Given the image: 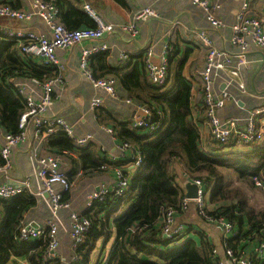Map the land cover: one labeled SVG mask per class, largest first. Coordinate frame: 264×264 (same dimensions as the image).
Instances as JSON below:
<instances>
[{
	"label": "built area",
	"instance_id": "obj_1",
	"mask_svg": "<svg viewBox=\"0 0 264 264\" xmlns=\"http://www.w3.org/2000/svg\"><path fill=\"white\" fill-rule=\"evenodd\" d=\"M188 1L201 12L208 29L198 33V40L205 48L206 55L203 67L195 73L201 82L202 101L200 110L193 109V117L196 122H200L203 118L211 140L219 148L224 150L228 148L232 152H238L240 149L247 151L264 142V97L261 105L246 108L242 105L243 100L238 97L239 94L235 95V91L237 90L241 95H248L246 84L240 78L252 62L259 65V73L264 79V15L253 11L255 0H242L231 25L228 44L222 47L209 33L211 31L221 35L227 28L226 21L219 16L223 6L222 0ZM25 2L26 5L21 9L0 4L2 23L0 37L18 42L21 58L38 60L40 65L54 67L58 71V76L47 80L24 77H12L9 80L23 98L25 111L20 119V133L7 134L0 127V156L3 160V164L0 165V175L3 177L0 183V201L11 200L25 192L33 195L40 205L48 209L51 218L45 225L35 227L29 222H22L16 240L26 243L46 238L44 261L50 264H55L57 261L70 264L76 261L72 254L85 242V237L92 226L91 221L82 215L83 212L92 208L95 202L104 201L109 194L113 195L112 201L116 198H126L131 191V179L143 166V159L128 144H119L117 149L120 158L112 161L120 160L129 153L128 159L131 163L113 170L116 176L115 183L112 186L104 184L97 189L87 191L81 211L74 208L75 197L69 202L64 201V196L72 193L74 186L62 169L61 155L45 153L42 151L43 145L48 138L63 133L72 140L76 148L84 149L94 143L96 135L88 133L78 136L74 125L52 112L56 90L65 82L62 71L64 65L58 52L68 51L86 41L90 42L88 46L81 49L79 71L82 78L93 89L133 108L134 114L129 121L132 129H142L153 133L159 125L153 122L150 107L123 97L115 77L96 79L91 69L90 59L94 55L110 51L108 44L99 43L108 35L116 30L131 33L133 36L137 35L139 24L158 19L159 14L153 7H144L134 13L130 23H106L91 5L85 4L83 11L95 21L96 28L72 31L60 23L58 17L60 10L54 0H25ZM33 24L35 26L31 27L30 25ZM36 25L40 28L38 29ZM172 49L166 45L161 53H158L156 46L151 44L143 52L146 76L155 87L168 86ZM251 54L258 55L255 61L250 59ZM120 61H129L128 53H122ZM104 104L102 97H96L90 103V109L97 123L96 111ZM229 105H236L243 112L223 118L221 113ZM99 128L112 135L115 141L117 140V134L113 128L102 125H99ZM26 144H32L35 147L34 168L30 176H26L20 183H15L11 179L14 152L20 145ZM202 150L209 153L203 148ZM175 178L180 185L179 188L183 190L186 188L182 181L197 185L198 197L191 201L184 195L179 211L173 208L164 210L159 222L160 235L158 236L162 244L151 242L148 244L150 248L170 252L182 246L187 240L189 227L184 220L179 219V215H186L194 205L200 218L223 228L224 244L221 248H214L211 254L215 263L217 261L218 264H264V226L253 239H249L257 242L254 249L252 248L250 252L242 250L235 253L226 241L236 237V227L224 217L209 215L213 208L208 194L212 191L214 184L202 179H189L185 172L179 176L175 175ZM255 183L258 188H264L263 182L255 179ZM63 213L68 214L67 220L62 216ZM2 221L3 215L0 209V225ZM65 239L69 240L72 251L68 258L62 254ZM164 243L166 245L163 247Z\"/></svg>",
	"mask_w": 264,
	"mask_h": 264
},
{
	"label": "trees",
	"instance_id": "obj_2",
	"mask_svg": "<svg viewBox=\"0 0 264 264\" xmlns=\"http://www.w3.org/2000/svg\"><path fill=\"white\" fill-rule=\"evenodd\" d=\"M54 1L60 10L59 21L67 29L96 28L95 21L78 5L74 7L68 0ZM113 1L122 8L127 7L126 0ZM0 4L23 8L19 0H0ZM173 52L174 49L169 60L168 86L164 88L155 87L148 80L143 56L137 58L131 71L128 62L112 66L108 52L90 59L96 79L115 77L122 96L150 107L153 122L159 127L153 133L134 130L129 121L119 122L101 108L96 111L98 123L113 128L118 142L128 144L142 157L143 166L131 179V191L126 198L112 201L113 195L109 194L104 201L95 202L92 208L83 212L82 215L91 221L92 226L85 242L72 254L76 261L70 264H92L98 243L104 239L105 247L113 232L115 243L108 259L99 258L96 264H218L211 258L215 247L204 237L199 241L187 240L170 252L148 246L151 242L162 244L158 236L164 210H180L184 193L174 175L178 166L189 179H202L214 184L210 194L213 209L209 215L224 217L236 227V237L226 241L235 253L244 250L243 242L253 239L264 226V210H258L252 204L248 193L249 188L264 191L255 183V179L264 183V144L255 145L245 152L229 154H207L202 150L200 122L194 119L192 109L191 82L194 79L184 77L183 65L170 69ZM57 76L56 68L40 65L38 60L21 58L19 43L0 37V127L5 133H20V119L25 111L23 98L9 82L10 78L47 80ZM43 151L55 155L65 152L77 155V158L67 157L69 163L66 170L70 183L75 187L82 180H91L131 163L129 153L120 160L112 161L100 155L92 145L78 149L63 133L48 138ZM73 196L74 192L67 193L64 201H71ZM39 206L40 203L29 192L0 201L3 215L0 264H20L16 262L18 259L27 264H50L44 261L46 238L26 243L16 240L21 223L27 222L26 214ZM55 264L62 263L57 261Z\"/></svg>",
	"mask_w": 264,
	"mask_h": 264
},
{
	"label": "crops",
	"instance_id": "obj_3",
	"mask_svg": "<svg viewBox=\"0 0 264 264\" xmlns=\"http://www.w3.org/2000/svg\"><path fill=\"white\" fill-rule=\"evenodd\" d=\"M21 5H26L25 0H19ZM83 11V5L89 4L102 17L106 23H130L136 11L144 7H153L159 14L158 19H152L148 22L138 25L139 33L132 35L131 33L116 30V32L108 35L99 43H106L110 46L108 51V59L112 66L117 67L121 63L120 56L122 53H128L130 60L128 62L129 70L137 63V58L143 56L144 50L151 44L156 46L158 53H161L167 45L174 49L172 56L171 68L182 66V72L186 79H194L192 81V109L200 110L202 101L201 82L195 76L197 70H200L205 63L206 50L198 40V33L202 30H208L200 11L195 9L188 0H126L127 7L122 8L113 0H68ZM242 0H222L223 6L219 12V16L226 21L227 28L222 31L221 35L209 31L210 36L219 46H226L231 36V25L237 15ZM253 11L256 14L264 15V0H255L253 3ZM86 13V12H84ZM35 26L33 25H30ZM39 25H36V27ZM38 29L40 27H37ZM90 42H83L81 45L74 47L68 51L58 52V56L63 63V75L65 82L58 87L55 93L54 106L52 112L60 117L65 118L70 124L76 128L78 136H84L88 133L96 135L94 143L90 144L96 147L97 152L108 160L119 159V151L117 146L120 144L118 140L109 133L99 128V123L94 120L93 112L90 109L92 99L96 97L104 98V106L102 110L107 111L111 116L119 122L130 121L133 117L134 110L131 106L117 102L105 95L101 91H97L85 81L79 71V58L81 49L88 46ZM257 54H251L250 59L255 61ZM172 73V72H171ZM240 80L246 84L248 95H241L235 91V95L239 94L246 108L256 107L262 104L264 97V79L259 73V65L252 62L248 69L243 72ZM243 111L236 105H229L227 109L221 113L223 118L241 114ZM201 147L207 152L215 154H229L232 151L228 148L221 149L215 145L210 138V133L204 125L203 118L200 119ZM89 145V146H90ZM34 149L32 144L20 145L14 152V167L11 173V179L15 183H20L26 176H30L34 164ZM43 151V149H42ZM246 149H240L238 152H245ZM67 157L77 158L76 154L67 153L61 155L63 158L62 169L64 172L68 170ZM182 167H176L174 175L183 174ZM3 177L0 175V183ZM116 176L113 171L91 180H82L75 188L74 196L76 201L74 208L78 211L83 210L85 194L91 189H97L106 184L112 186L115 183ZM182 180H180L181 182ZM184 185L187 183L182 181ZM81 188V189H80ZM186 188V187H185ZM187 190V189H186ZM183 190L184 195L187 191ZM82 192V194H81ZM76 196H80L81 201H77ZM82 197V198H81ZM67 220V213L62 215ZM50 213L45 206L40 205L36 209H32L26 214V221L34 225H45L50 219ZM180 220H184L189 227L187 240L195 239L199 241L204 237L215 248H221L224 244V231L222 227L210 224L202 220L192 205L190 211L186 215H179ZM237 230V229H236ZM238 233V231H237ZM186 240V241H187ZM245 252L257 246L254 240H245L243 242ZM72 251L68 239L63 242L62 254L68 258ZM15 259V258H14ZM16 262L27 264L26 261L18 259Z\"/></svg>",
	"mask_w": 264,
	"mask_h": 264
},
{
	"label": "rangeland",
	"instance_id": "obj_4",
	"mask_svg": "<svg viewBox=\"0 0 264 264\" xmlns=\"http://www.w3.org/2000/svg\"><path fill=\"white\" fill-rule=\"evenodd\" d=\"M2 24V23H0ZM264 144V142H263ZM181 168V167H180ZM79 185H76V187H73V191L76 189H78ZM81 189V188H80ZM249 195H251L252 197V204L258 209V210H264V191L260 190V189H250L248 190ZM82 194V192H81ZM211 194V191H209V194ZM82 198V197H81ZM79 200L81 201L80 198H77V201L79 202ZM113 222V221H112ZM111 222V223H112ZM112 231H114V229H112ZM115 243V233L113 232V236L112 238L109 239V241L107 242L106 246L104 247V239H102L99 243H98V247L92 257V264H96L98 262L99 258L105 259L107 260L111 251L112 246ZM104 249V251H103Z\"/></svg>",
	"mask_w": 264,
	"mask_h": 264
},
{
	"label": "water",
	"instance_id": "obj_5",
	"mask_svg": "<svg viewBox=\"0 0 264 264\" xmlns=\"http://www.w3.org/2000/svg\"><path fill=\"white\" fill-rule=\"evenodd\" d=\"M185 187L187 189V193H186V198L188 200L194 201L195 199H197L198 197V190L199 188L197 187V185H195L192 182H187L185 184ZM34 227L37 225L32 224Z\"/></svg>",
	"mask_w": 264,
	"mask_h": 264
}]
</instances>
